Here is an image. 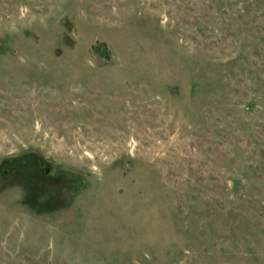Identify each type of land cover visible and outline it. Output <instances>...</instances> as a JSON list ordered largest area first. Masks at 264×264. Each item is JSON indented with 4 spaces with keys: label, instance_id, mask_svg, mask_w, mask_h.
Returning <instances> with one entry per match:
<instances>
[{
    "label": "rangeland",
    "instance_id": "1",
    "mask_svg": "<svg viewBox=\"0 0 264 264\" xmlns=\"http://www.w3.org/2000/svg\"><path fill=\"white\" fill-rule=\"evenodd\" d=\"M0 264H264V0H0Z\"/></svg>",
    "mask_w": 264,
    "mask_h": 264
}]
</instances>
